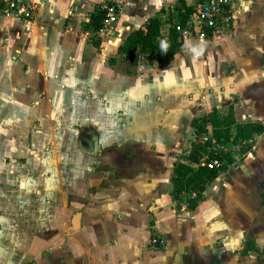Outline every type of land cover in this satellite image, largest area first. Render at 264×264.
<instances>
[{"label": "crops", "instance_id": "obj_1", "mask_svg": "<svg viewBox=\"0 0 264 264\" xmlns=\"http://www.w3.org/2000/svg\"><path fill=\"white\" fill-rule=\"evenodd\" d=\"M100 1L0 14V264H264V0H232L227 27L160 66L117 46L153 14L164 34L180 0H112L97 33ZM212 107L262 130L224 142L231 161L190 206L170 169Z\"/></svg>", "mask_w": 264, "mask_h": 264}, {"label": "trees", "instance_id": "obj_2", "mask_svg": "<svg viewBox=\"0 0 264 264\" xmlns=\"http://www.w3.org/2000/svg\"><path fill=\"white\" fill-rule=\"evenodd\" d=\"M180 7L174 5L178 10L177 18L182 22L187 13L193 9L192 0H180ZM182 5V6H181ZM169 7H164L159 12L165 13L164 20L168 22L167 31L160 32L161 19L157 14L148 16L138 27L130 30L117 46V50L124 54L140 53L147 61L153 62L158 66L169 62L174 54L182 49L183 41L174 29L175 20L171 19ZM103 8L99 4L95 5L93 11L89 13L88 20L84 23V28L95 32L101 25ZM167 39L170 44L166 54L160 52L159 44L162 39ZM108 60H111L108 58ZM193 127L194 136L189 141V147L182 156V160H176L170 169V195L176 198L178 194L191 187L194 196L188 202L193 206L195 201L201 197V191L220 171L226 168L231 161V156L227 152L219 153L212 149L214 142L224 143L240 142L252 135L254 132L262 130V124L245 121L235 123L231 110L225 114H218L212 107L208 112L193 117L190 120ZM206 124L210 125V136H206ZM231 124H235V132L229 131ZM205 135V138L202 136ZM240 150L244 148L240 146ZM216 157L222 160L221 163L207 167L201 164L202 159Z\"/></svg>", "mask_w": 264, "mask_h": 264}, {"label": "built area", "instance_id": "obj_3", "mask_svg": "<svg viewBox=\"0 0 264 264\" xmlns=\"http://www.w3.org/2000/svg\"><path fill=\"white\" fill-rule=\"evenodd\" d=\"M231 2L232 0H194L193 9L187 13L182 22H175L174 29L182 41L188 37L203 39L211 36L219 29L227 27L231 19ZM98 4L103 8V17L96 31L102 33L116 20L119 7L112 0H101ZM33 10V0H0V14L3 16L30 20L33 17ZM202 137L205 138V135ZM211 147L218 152H226L228 149L224 143L220 142H214ZM221 162L222 160L216 157H209L202 159L200 163L211 167ZM149 239L153 245L159 242L154 233Z\"/></svg>", "mask_w": 264, "mask_h": 264}, {"label": "clouds", "instance_id": "obj_4", "mask_svg": "<svg viewBox=\"0 0 264 264\" xmlns=\"http://www.w3.org/2000/svg\"><path fill=\"white\" fill-rule=\"evenodd\" d=\"M163 2L164 0H153V3H155L157 7L162 6ZM169 47L170 44L166 38L160 41L159 48L161 53L166 54L168 52ZM185 47L189 52L193 53V55H198L203 49V43L185 41Z\"/></svg>", "mask_w": 264, "mask_h": 264}, {"label": "rangeland", "instance_id": "obj_5", "mask_svg": "<svg viewBox=\"0 0 264 264\" xmlns=\"http://www.w3.org/2000/svg\"><path fill=\"white\" fill-rule=\"evenodd\" d=\"M4 17H8V16H4ZM119 60L122 61L121 59H119ZM121 67H122V62H120V64L116 66V68H120V69H121ZM87 93H89V91H87ZM80 96L83 97L82 95H80ZM117 109H118V113H120L121 112V109L120 108H117ZM205 135H207V134H205ZM207 136H209V135H207Z\"/></svg>", "mask_w": 264, "mask_h": 264}]
</instances>
